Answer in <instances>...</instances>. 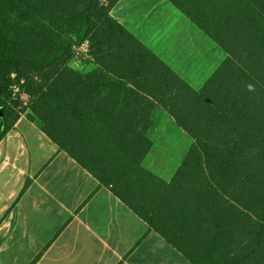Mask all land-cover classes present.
<instances>
[{
  "label": "trees",
  "instance_id": "trees-1",
  "mask_svg": "<svg viewBox=\"0 0 264 264\" xmlns=\"http://www.w3.org/2000/svg\"><path fill=\"white\" fill-rule=\"evenodd\" d=\"M119 0H0V141L28 117L192 264H264V0H168L225 52L193 88L114 19ZM89 43L85 71L72 48ZM163 108L193 140L144 166Z\"/></svg>",
  "mask_w": 264,
  "mask_h": 264
},
{
  "label": "crops",
  "instance_id": "crops-1",
  "mask_svg": "<svg viewBox=\"0 0 264 264\" xmlns=\"http://www.w3.org/2000/svg\"><path fill=\"white\" fill-rule=\"evenodd\" d=\"M0 264L192 263L21 115L0 141Z\"/></svg>",
  "mask_w": 264,
  "mask_h": 264
},
{
  "label": "rangeland",
  "instance_id": "rangeland-1",
  "mask_svg": "<svg viewBox=\"0 0 264 264\" xmlns=\"http://www.w3.org/2000/svg\"><path fill=\"white\" fill-rule=\"evenodd\" d=\"M110 14L195 89L226 56L220 46L165 0H119ZM79 52V56L72 55L70 65L85 71L91 64L84 50ZM11 96L13 99H8L11 105L23 111V115H31L28 109L31 98L23 95L16 86H13ZM149 137L153 141L152 150L145 157L144 166L156 175L168 167L169 170L175 167L171 163L181 162L193 143L192 138L159 106L151 116Z\"/></svg>",
  "mask_w": 264,
  "mask_h": 264
},
{
  "label": "built area",
  "instance_id": "built-area-1",
  "mask_svg": "<svg viewBox=\"0 0 264 264\" xmlns=\"http://www.w3.org/2000/svg\"><path fill=\"white\" fill-rule=\"evenodd\" d=\"M84 50V55L86 56V58H90V55H89V43L88 41H84L82 42L80 45H77V46H74L72 48V55L74 56V54H77V56H79L80 54V50Z\"/></svg>",
  "mask_w": 264,
  "mask_h": 264
}]
</instances>
